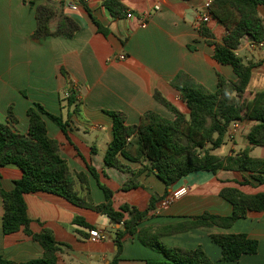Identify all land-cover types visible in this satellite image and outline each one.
<instances>
[{
    "label": "crops",
    "instance_id": "1",
    "mask_svg": "<svg viewBox=\"0 0 264 264\" xmlns=\"http://www.w3.org/2000/svg\"><path fill=\"white\" fill-rule=\"evenodd\" d=\"M205 0H120L133 13L132 19L111 17L101 0L81 4L77 11L66 9L59 0H0V124H7L11 107L14 121L10 129L20 135L28 130L26 111L33 104L66 123L62 132L53 122L43 117L47 135L56 141L59 154L72 173L83 174L86 187L76 184L78 195H89L94 205L104 203L99 185L112 192L114 210L126 205L144 211L151 199H157L152 209L141 220L140 228L174 226L192 217L209 213L228 217L232 205L220 196L224 188H235L247 195L264 193V184L253 181L241 171L197 172L166 187L145 167L119 156L130 172L124 174L104 164L103 157L112 140V118L117 112L125 117V124L136 126L147 111L168 120L173 115L158 103L157 92L184 115L188 110L172 82L184 74L179 84L192 81L214 92L218 77L236 80L232 68L213 59L214 47L200 34L207 28L214 42L221 44L225 29L215 21L198 24ZM32 3V5H31ZM52 7L56 15L50 21L54 29L60 15L74 20L78 29L70 38L44 36L36 38L35 11L41 6ZM157 8V10H156ZM149 12L145 27L140 28L138 16ZM257 13L264 24V7ZM242 38L235 55L245 64H254L244 98L249 101L264 89V51ZM124 59L120 60L119 57ZM74 94V105L68 98ZM77 110L74 112V106ZM242 128L230 141L229 153L235 155L249 148V156L264 160V147L250 148L246 139L252 122L242 121ZM89 168L94 169V178ZM14 165L0 168V188L13 189V182L21 177ZM132 178L137 187L124 191L125 182ZM97 180V181H96ZM247 181V183H244ZM98 182V183H97ZM242 184V185H241ZM188 192L169 202L165 208L159 203L180 187ZM29 230L38 233L43 228L52 232L56 242L64 244L57 254L58 264H108L116 254L114 243L118 225L88 208L78 207L66 199L45 192L24 195ZM3 204L0 197V256L14 263L39 259L43 249L27 236L23 229L13 234L2 232ZM79 217L104 235L94 241L89 232L73 224ZM91 231V230H90ZM210 233L245 234L258 243L257 252L244 255L236 262L220 263V248L212 243ZM118 264H162L161 257L142 246L136 236L122 238ZM167 247L195 249L201 247L206 256L219 264H264V212H250L228 230L212 227L194 229L164 236L159 240ZM150 262V263H146Z\"/></svg>",
    "mask_w": 264,
    "mask_h": 264
},
{
    "label": "trees",
    "instance_id": "2",
    "mask_svg": "<svg viewBox=\"0 0 264 264\" xmlns=\"http://www.w3.org/2000/svg\"><path fill=\"white\" fill-rule=\"evenodd\" d=\"M101 4L113 18L122 17L126 10L120 0H101ZM259 6L264 7V0H212L211 19L220 24L226 34L221 44L214 42L210 31L205 27L200 29V34L214 47L213 59L230 66L236 80L228 81L219 76L216 90L209 92L189 79L179 84L178 81L184 79L185 75L178 74L172 85L180 93L188 115L178 111L159 93L154 94L155 100L173 115L172 120L147 111L138 125L128 126L122 114L108 113L112 118V140L103 157L106 166L130 174L120 163L119 156L129 162L145 163L147 170L153 172L166 187L193 173L215 174L222 170L247 172L253 181L264 184V160L250 157L249 148L225 157L212 153L225 143L227 131L236 121L253 123L246 134L250 148L264 147V89L249 101L244 98L254 64H245L235 55L242 38L248 37L252 42L264 40V24L257 13ZM55 15V10L47 5L36 9V38H70L77 31V23L62 15L54 29H51L50 21ZM73 96L71 93L68 98L69 105L75 104ZM11 109L10 107L7 111L8 123L0 124V168L14 165L22 174L13 182L11 191L5 192L0 188L3 204L2 232L9 235L23 229L27 236L40 245L43 254L39 259L23 263H14L0 256V264H58L57 254L61 248L66 247L56 242L48 229L43 228L35 234L29 230L31 221L24 202L26 194L45 192L62 197L75 206L100 213L112 224L118 225L114 237L116 254L108 264L120 262L118 257L122 248L121 240L125 236H136L142 246L161 257L159 261L162 264H219L212 262L201 247L192 250L167 247L159 240L164 236L194 229L216 227L228 230L250 212H264V193L247 195L235 188H224L220 191V196L232 205V213L228 217L203 213L174 226L140 228L141 220L157 199H151L144 211L130 209L126 205L114 210L111 204L112 192L97 182L104 195V203L94 205L87 195L85 176L70 171L67 162L59 154L58 143L48 137L43 117L53 122L62 132H65L66 123L60 117L47 112L41 105L33 104L26 111L27 133L20 135L9 127L14 121ZM76 110L77 105L73 111ZM88 170L96 178L94 169ZM77 183L85 186L86 195H78L75 190ZM245 183L247 181L242 184ZM135 187L136 181L129 178L122 190ZM73 224L87 232L95 230L79 217L73 219ZM209 238L220 248V263L236 262L244 255L255 254L258 249V243L245 234L210 233Z\"/></svg>",
    "mask_w": 264,
    "mask_h": 264
},
{
    "label": "built area",
    "instance_id": "3",
    "mask_svg": "<svg viewBox=\"0 0 264 264\" xmlns=\"http://www.w3.org/2000/svg\"><path fill=\"white\" fill-rule=\"evenodd\" d=\"M59 1L62 2L64 7L70 11H77L81 4L89 5L90 3H92V0H59ZM211 3H212V0L204 1L203 12L198 18V24L205 25L209 23L210 21H212L211 15H210ZM123 15L125 16L126 19H132L134 17L133 13L128 10L123 11ZM149 15L150 13L146 12L138 16L137 20H138L140 28L145 27V21L149 17ZM251 45L258 50L264 51V40H261L258 42H252ZM119 59L123 60L124 57L120 56ZM242 125L243 123L241 121L233 122L227 131L226 137H228L229 139H232L236 135V133L242 128ZM187 192H188V187L186 186L180 187L179 189L170 192L168 197L163 199L159 203V206L161 208H165L169 204L170 201L184 196ZM89 238L94 241H100L104 239V235L100 232H97L96 230H91L89 231Z\"/></svg>",
    "mask_w": 264,
    "mask_h": 264
},
{
    "label": "rangeland",
    "instance_id": "4",
    "mask_svg": "<svg viewBox=\"0 0 264 264\" xmlns=\"http://www.w3.org/2000/svg\"><path fill=\"white\" fill-rule=\"evenodd\" d=\"M230 141L231 139H229L228 137L225 139V143L219 148L216 149L215 151H213L212 153L217 155V156H224L227 153H229V148H230Z\"/></svg>",
    "mask_w": 264,
    "mask_h": 264
}]
</instances>
